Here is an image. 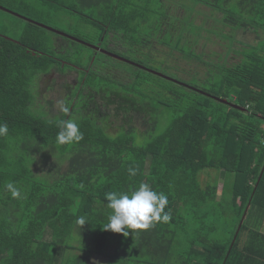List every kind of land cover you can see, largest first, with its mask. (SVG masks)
<instances>
[{"label":"trees","instance_id":"1","mask_svg":"<svg viewBox=\"0 0 264 264\" xmlns=\"http://www.w3.org/2000/svg\"><path fill=\"white\" fill-rule=\"evenodd\" d=\"M191 1L230 28L208 30L229 51L221 64L203 60L211 66L203 79L178 74L181 57L202 61L189 43L203 29L192 18L195 6L178 18L169 6L154 13L159 0H0L45 24L53 10L79 16L74 33L64 32L159 73L153 65L166 62L175 75L113 58L129 69L99 74L106 55L0 10V123L9 129L0 137V264H96L94 256L106 264H264V0ZM239 31L256 42L243 44L242 59L229 65ZM50 34L66 43L50 48ZM67 69L83 72L77 95L85 98L60 116L36 114V80ZM97 98L122 114L126 126L117 134L100 123L106 111L90 109ZM68 119L83 139L58 144V123ZM38 157L50 164L44 174L34 171ZM9 182L19 199L6 191ZM141 183L167 195L170 220L127 237L104 230L112 214L105 194Z\"/></svg>","mask_w":264,"mask_h":264},{"label":"rangeland","instance_id":"2","mask_svg":"<svg viewBox=\"0 0 264 264\" xmlns=\"http://www.w3.org/2000/svg\"><path fill=\"white\" fill-rule=\"evenodd\" d=\"M154 3H156V5L152 3L153 5L152 9L154 10V13L157 12L159 14L165 15L166 8H168L169 6L170 13L176 15L178 18L188 16L190 13H192V11L195 8V12L192 13V18L194 19V23L200 27H203V29L199 31V33L189 34L190 46L197 55H200L202 61H197L194 59L188 61L187 59L184 60L183 57H181V59H178V66L180 68L178 74L180 75V77H184L188 79L190 77V73L194 71V72H198L199 77H202L203 79L205 77L206 70L208 68H211V66L207 67V65H204L203 60L205 61V63H213V64L223 63V59L225 58L226 52L229 51L228 49L229 42L224 40L220 36L214 34L213 32L208 31L209 29H213L216 32H220V30H223V32H225L226 34H229L228 32L230 31V28L224 27L223 25L215 23L213 21L214 18L221 16L219 13L212 12L208 7L203 5L195 6L196 3L191 0H184L183 2H166V0H159V2H154ZM181 5H184V8H182ZM63 11L67 12L66 10ZM50 13L52 14L51 16L45 17L47 24L38 22L40 20H36V22L63 33H66L64 31L74 33V30H76L75 27L77 26L76 21L80 20L79 16H74L59 12L60 13L59 16L54 17L56 11L53 10ZM185 13H188V15L187 14L185 15ZM41 21L45 22V20H41ZM6 24L8 27L9 20H7ZM20 26H22V23L20 24ZM91 33L93 32L85 33L86 37H88ZM11 34L15 38H17L16 34L18 33L16 31H12ZM49 37L51 38L50 48H52L53 46L55 47V42L66 43L63 39L57 38L52 34H50ZM235 38L236 41L233 44V46L235 50H237L238 52L229 53V57L227 58V63L229 65L237 63L240 61V59H242V55H240L239 50L242 49L243 44H254L256 42L255 36L249 32L245 33L243 31H239ZM83 53L86 52L83 51ZM98 63L99 65H96V67L99 68V74L101 73L106 74L108 69H112L113 66L121 70L125 68L127 70L129 69L127 65L123 63H117L115 60H112V57L110 56L108 57L101 56L100 59L98 58ZM134 65L140 68H144L142 65L137 63H135ZM153 66L156 69L161 70L163 72L161 73L166 76V70H167L166 62H164L163 65L157 63L154 64ZM171 66H173V64ZM67 70L68 71H66V74L64 75L59 72H55L54 74L51 73L50 75H42L36 80V83L34 85L35 91L33 92L36 97L35 106H34V111L36 114L44 115L47 118L60 116L64 112L63 109L65 107H68L71 101L73 100L74 102L82 101L83 98H85V96L80 97L77 95L78 94L77 92L79 91L78 89H80V87L84 84V81H81V78L83 77V72L78 70H70V69ZM167 71L170 75L175 77V75L172 74V71L170 70ZM97 81L100 84H102L103 78H97ZM104 103L105 102L102 101L100 98H97L95 105L92 104L89 105V107L90 109L93 108V110H96V112L97 110L100 109L106 111L104 113L105 116L100 121V123L103 124L107 133L115 135L119 132V130L123 126L125 127L126 124H124V122L122 121V114L116 116L113 107H111L110 109L108 108L106 109L104 107ZM90 112L92 111L85 112L84 115H90ZM136 123L137 126L142 130L143 128H141L142 126L140 125L141 121L140 124L139 122ZM49 169H50L49 162L38 157L37 163L34 166L35 173L44 174L45 172L49 171ZM212 177H214V173L212 174ZM92 261L95 262L96 264H106V259L102 256H94L92 258Z\"/></svg>","mask_w":264,"mask_h":264},{"label":"clouds","instance_id":"3","mask_svg":"<svg viewBox=\"0 0 264 264\" xmlns=\"http://www.w3.org/2000/svg\"><path fill=\"white\" fill-rule=\"evenodd\" d=\"M63 111L67 113L69 109L65 107ZM58 127L60 129L56 136L58 144H73L83 139V133L74 120H61ZM8 132L7 124L0 123V137L7 136ZM129 173L134 176L136 170L130 168ZM4 187L13 199L21 197V190L14 183L9 182ZM105 199L112 214L108 217V224L104 230L120 233L125 237L129 235V229L134 234L136 230H147L155 223L167 222L171 218L170 210L165 211L168 205L167 195L152 190L150 185L145 183H141L130 193L108 192L105 194ZM86 223L83 216L76 220L80 228Z\"/></svg>","mask_w":264,"mask_h":264},{"label":"water","instance_id":"4","mask_svg":"<svg viewBox=\"0 0 264 264\" xmlns=\"http://www.w3.org/2000/svg\"><path fill=\"white\" fill-rule=\"evenodd\" d=\"M0 10H2V11H4V12H7V13H9V14L15 16V17H18V18L24 19V20L27 21V22L33 23V24H35V25H37V26H39V27H41V28H43V29H46V30H48V31H50V32H53V33H55V34H57V35H59V36H63V37H65V38H67V39H70V40L73 41V42L86 44L88 47H90L91 49H93L94 51H96V53H97V52L102 53V54H104V55H106V56H110V57H112L113 59L118 60V61H121V62H127V63H130V64H132V65L135 64V63H133L132 61H130V60L126 59V58H123V57H121V56H119V55H117V54L111 53V52H109V51H107V50H104V49L100 48L99 46H94V45H91V44L85 43V42H83V41H81V40H79V39H77V38H75V37H73V36H70V35L66 34V33H63V32H60V31H57V30H55V29H53V28H50V27H48V26H45V25H42V24L37 23V22H35V21H32V20H30V19H28V18H26V17H23V16H21V15L15 13V12H12V11L6 9V8L3 7V6H0ZM144 69H146V68L144 67ZM146 70L152 72V73L155 74V75H158V76H161V77H164V78H168V77H166L165 75H163L162 73L156 72V71H154V70H151V69H146ZM218 100H219L220 102L224 103V104H230L227 100H222V99H218ZM235 107H236V106H235ZM236 108H239V107H236Z\"/></svg>","mask_w":264,"mask_h":264},{"label":"crops","instance_id":"5","mask_svg":"<svg viewBox=\"0 0 264 264\" xmlns=\"http://www.w3.org/2000/svg\"><path fill=\"white\" fill-rule=\"evenodd\" d=\"M261 232L264 234V224H263V226L261 227Z\"/></svg>","mask_w":264,"mask_h":264},{"label":"flooded vegetation","instance_id":"6","mask_svg":"<svg viewBox=\"0 0 264 264\" xmlns=\"http://www.w3.org/2000/svg\"><path fill=\"white\" fill-rule=\"evenodd\" d=\"M32 21H34V20H32ZM27 22V21H26ZM36 22V21H35ZM33 24V23H32ZM41 28V27H40ZM53 33V32H52ZM55 34V33H54ZM57 35V34H56ZM70 40V39H69ZM55 72H53V74H54ZM51 74V73H50ZM50 74H48V75H50Z\"/></svg>","mask_w":264,"mask_h":264}]
</instances>
